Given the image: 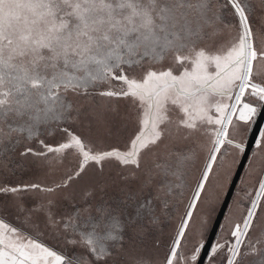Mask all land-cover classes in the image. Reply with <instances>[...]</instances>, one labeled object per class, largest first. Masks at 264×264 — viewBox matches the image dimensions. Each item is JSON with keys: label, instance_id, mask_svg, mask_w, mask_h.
I'll return each mask as SVG.
<instances>
[{"label": "snow or ice", "instance_id": "1", "mask_svg": "<svg viewBox=\"0 0 264 264\" xmlns=\"http://www.w3.org/2000/svg\"><path fill=\"white\" fill-rule=\"evenodd\" d=\"M264 0H0V264H264Z\"/></svg>", "mask_w": 264, "mask_h": 264}, {"label": "water", "instance_id": "2", "mask_svg": "<svg viewBox=\"0 0 264 264\" xmlns=\"http://www.w3.org/2000/svg\"><path fill=\"white\" fill-rule=\"evenodd\" d=\"M261 123H264V120H261Z\"/></svg>", "mask_w": 264, "mask_h": 264}]
</instances>
